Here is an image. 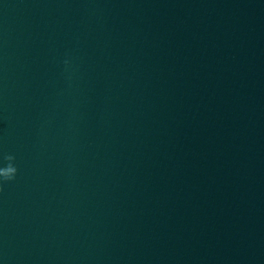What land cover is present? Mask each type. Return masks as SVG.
Wrapping results in <instances>:
<instances>
[{"label": "clouds", "instance_id": "9594fccd", "mask_svg": "<svg viewBox=\"0 0 264 264\" xmlns=\"http://www.w3.org/2000/svg\"><path fill=\"white\" fill-rule=\"evenodd\" d=\"M69 61H65V64ZM16 157L13 154H5L0 160V191L3 190L5 184L14 181L18 175V167L16 165Z\"/></svg>", "mask_w": 264, "mask_h": 264}]
</instances>
